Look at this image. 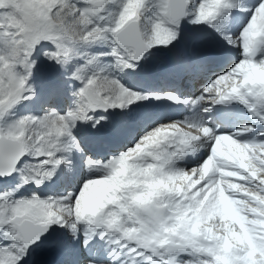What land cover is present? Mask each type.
I'll return each mask as SVG.
<instances>
[{
	"label": "snow or ice",
	"instance_id": "6c2138e0",
	"mask_svg": "<svg viewBox=\"0 0 264 264\" xmlns=\"http://www.w3.org/2000/svg\"><path fill=\"white\" fill-rule=\"evenodd\" d=\"M112 3L116 0H0V35L6 38L0 52V118L22 99L30 98L27 93L34 95L28 80L37 66L33 59L37 49L49 63L63 66L74 46L111 40V55L117 64L132 68L147 50L174 41L178 36L174 29L189 15L194 17L193 24L215 27L220 19L243 11L248 22L240 34L223 35L228 45L241 49L242 58L191 103H239L260 127L244 126L235 134L222 135L204 123L172 122L152 130L134 148L109 160L104 166L106 174L88 179L76 194L68 193L63 199H42L35 193L30 198L12 199L11 193L0 194V264H21L51 226L69 228L75 235L80 223L88 226L89 235L99 232L101 238L107 236L119 249L139 257L133 264H264V228L250 229L247 239L225 246L224 241L233 234L242 237L243 233L225 227L223 234H217L220 242L213 245L203 241L199 231L185 227L186 212L192 215L201 205L218 201L221 179L244 192L240 199L256 209L255 215L249 213L250 220L264 219V0H254L251 6L245 0H123L119 11L112 14L114 19L107 26L99 25L97 20ZM149 12L151 19L142 23ZM42 44L51 47L41 48ZM95 59H89L88 64ZM83 73L84 69H78L73 74V79L83 84L76 93L75 109L64 115L52 111L42 118L23 117L0 127V178L14 177L23 158L32 155L38 162L21 180L24 185L34 182L39 187L53 174L47 166L54 169L65 162L57 153L75 145L72 130L78 122H91L96 128L104 117L95 119L91 115L94 110L125 108L147 98L115 79ZM166 98L181 102L174 95ZM253 132L256 140H239ZM225 142L244 157L236 167L223 169L231 174L227 178L219 170L209 171L216 149ZM197 147L210 149L201 166L190 170L175 167L177 160ZM130 158L140 164L136 178L139 189L127 185L124 176ZM87 164L94 166L91 159ZM177 178L191 179L195 184L192 192L150 191L153 182L163 179L170 184ZM101 185L113 187V194L103 202L97 200ZM152 193L155 195L149 200Z\"/></svg>",
	"mask_w": 264,
	"mask_h": 264
},
{
	"label": "bare ground",
	"instance_id": "6f19581e",
	"mask_svg": "<svg viewBox=\"0 0 264 264\" xmlns=\"http://www.w3.org/2000/svg\"><path fill=\"white\" fill-rule=\"evenodd\" d=\"M147 22H148L147 19L142 21V23H147ZM216 23L218 24L220 22L217 21ZM221 35H220V39L223 42L225 40ZM177 43L179 44L181 43V47H182L181 53L170 52L169 54H165V53L159 54V56L148 54L145 57V61L142 64L146 63L145 65L149 66L150 68H148L143 72L138 70L126 72V75L128 74L127 75L128 86L127 85L124 86H126L127 88L130 87V89H139V88H147L148 86H151L152 91L156 92L159 86L162 85L163 87L168 85V87L171 86L172 88L171 87L169 89L167 88L166 89L167 91L164 92V94L167 96L174 95L178 98L179 101H181V102H176V101L167 100L168 103L167 101H164L162 104L159 105L161 108H163V110H159L158 111L159 113L157 115H154L153 111L155 110V108L149 109L151 111L150 114L147 115V117H145L146 111L143 110L145 105H143L141 102L138 101L137 104L134 105L133 107L135 110L134 114L135 116H137L139 120L140 118H142V124L141 123L139 124L142 126L143 129H146V125L150 124V122L154 120H159V119L172 120L171 118L179 115V113H182L185 109H190L191 105L193 104L191 102L199 98L201 94L204 92L205 88L209 86L211 82L214 81L219 75L225 73L224 71L226 69H223L225 63H229L228 61L235 56L236 53L235 49H239L234 47H230L229 49L223 48L221 45H218L216 42H213L212 39H210L209 35L203 30L202 27L195 28L194 31H191L190 29H187L186 31L182 30V32L178 31L177 38L174 41H172L169 45L176 46ZM43 48H48V47H43ZM104 50L105 49H103L102 51ZM98 57L99 59L101 58V53L98 55ZM44 63L46 64L45 68L47 69V71L45 70L46 72L44 73L45 74L43 79L44 86L43 87L41 86L40 90L36 94L34 93L35 95L29 96L30 98L27 99V103L31 104L30 108L32 109V113L34 115L37 114L43 115V112L49 114L52 111L59 113L63 110L70 111L75 109L76 106L75 96L71 93L72 92L71 90L66 89L67 88L66 85L62 83L63 82L62 79H60V77L58 76L59 70L63 71V66L51 63L50 66L52 67H50L48 65V61H46L45 59L43 60V62L38 63L37 66L41 67L43 66ZM235 64L236 62L232 63V65L228 68V70L231 67H233ZM53 68H56L57 71L55 72V70H52ZM213 71H217V73L214 76L212 74ZM115 72L119 73L120 71H115ZM201 73H203L202 77L199 78V74ZM206 74L209 77L207 76L204 78V75ZM167 78L169 80H172L173 83L170 84V82L167 81L168 80ZM117 79H118V75H117ZM201 79H203V83L200 84L199 82H201ZM119 81L120 83L123 82V84L126 83V81H122L121 78L119 79ZM195 94L197 95L194 96ZM183 97L186 99H183ZM206 107L210 108V111H205L204 109ZM195 108H197V110H195L196 112H194L193 114L194 121L192 122L208 124L207 126L212 129L214 128L217 134H222V135L235 134L240 128L244 126H250L253 128L260 127L255 123L251 115L248 113L247 109L244 106L240 105L239 103L234 102L231 104L215 105V106L201 104V105H195ZM113 113L114 112H112L111 110L110 112H107L105 111V109H97L92 112V116H94L95 119H98L97 117L99 118L104 117L102 121L104 123H107L106 129H102L101 126H97L96 128H93L89 123H85L83 124L84 126L83 125L81 126L79 125L81 122H78L76 127L72 130L73 134L76 133L79 134L77 136V139H75V145L72 146L70 150L64 152V155L66 156L67 159V162L65 163L66 165L64 167L65 175L64 174L61 175V172H63V170H61L60 165L54 169L50 166V171L53 173L51 178L44 180V182L39 187L34 185L32 187L33 190L32 194L35 193L38 196H40L43 195V193L53 192V195L55 196L54 198L56 199H63L68 193L75 194V191H73V189L75 188V184L79 183L77 181L78 178L77 171L80 169L81 163L85 164L86 161L89 160V158H94V157H98V159L101 158L104 159L105 156L108 154L110 155L113 154V156H111L108 160H105L104 162L115 158V154L119 153L120 147L128 143L132 139V134L130 132L129 133L124 132L119 127L120 123L117 120L118 116L116 118ZM204 115L207 118V121L205 122H203ZM122 121H124L123 118ZM138 121H136V123ZM169 123L171 122L169 121ZM164 124L165 123L161 125ZM79 126H81V130ZM186 131H190V130L186 129ZM194 135H199V133H195ZM256 139H257V134L254 132L239 137V140L242 142L254 141ZM101 143H104L105 146L102 145ZM224 146H225L224 153L226 152L227 154L228 150L225 149L228 147L229 151L231 152L230 154L233 156V158L238 159V162L236 163H234V161H231L233 162V164H229L230 166L236 167L239 163L244 161L243 154L239 150L229 146L227 142L224 143ZM220 151L222 152V150ZM196 152H197L196 153V160H197L200 158L201 155H203L204 149L201 150L197 147ZM216 152L218 153V150ZM227 155H229V152ZM26 156L23 158L21 162V165L23 164V168H21L20 165L21 168L20 177L24 175H28L29 172H31L30 166L35 164V158L32 155H26ZM220 159H222V157ZM227 159L231 160L228 157ZM76 160L77 163L75 162ZM223 160H221V163H223L222 162ZM226 162L228 164V160ZM71 164L72 166L75 165L77 167L76 172L75 170L74 171L72 170ZM73 174L75 175L73 176ZM3 181L6 182V179L5 180L0 179V184H2ZM227 182L225 183L227 184ZM6 187L7 186H4L3 184V189ZM26 189L27 186L22 184V186L19 187L17 186L10 190L7 189V193L11 192L12 199H20L18 198L19 195L24 194L26 192ZM54 191L56 193H54ZM21 198H25V197H21ZM79 227L77 228L78 230L74 235L69 228L66 227L61 228L59 226H56L58 232L57 238L54 241L42 242L33 246L29 250V254L21 261V264H87L85 260L90 261L92 259L91 255H93L94 253H95L94 257L97 258L96 261L98 262L97 264H101V262H104V260H101V253L97 249H95L91 243L84 242L83 247L79 245V243H75V245L69 244V238H71L72 236L84 237L88 235V229L87 231L86 230L81 231L79 230ZM107 261L108 259L106 260V262ZM105 264H120V260L116 257Z\"/></svg>",
	"mask_w": 264,
	"mask_h": 264
},
{
	"label": "rangeland",
	"instance_id": "374dc122",
	"mask_svg": "<svg viewBox=\"0 0 264 264\" xmlns=\"http://www.w3.org/2000/svg\"><path fill=\"white\" fill-rule=\"evenodd\" d=\"M196 1H197V3L199 2V0H196ZM122 2H123V0H116V3L109 4L107 7V10L101 14L102 18L97 20V23L99 25H102V26H107L111 22V20L114 19V16L112 14L117 13L119 11V5ZM253 2H254V0H245V3L248 4L249 6H251V4ZM151 15H152L151 12L146 13L145 19H147L149 21L151 19ZM193 18H194L193 16L189 15L187 18H185L181 21L179 28L174 29V30L177 32L178 31L182 32V30L186 31L187 29L194 31L195 28L202 27L203 30L209 35L210 39H212L213 42H216L218 45H221L225 49H229L231 46L228 45L226 41L222 42V40L220 39V35L222 34L221 36H223L224 34H228V35H232L233 37L238 36L240 34V32L242 31L243 27L246 26V24L248 22V15L246 12H243V11L235 12L234 14L230 15L227 19H220L219 20L220 23H218V24L216 23L215 27H210L207 24H199V25L193 24L190 22ZM5 39H6L5 37L0 35V52H2L4 50ZM113 46L114 45H113L111 40L98 41L95 44H93V43H91V44H78V45L74 46L73 51L71 52L69 59L63 65V71L58 69L59 70L58 76L63 81V82L62 81L61 82L64 83V85H66L67 90L69 89L72 91L71 93L75 96L76 100H77L76 93L83 86V84L81 83L80 80L73 79V74L76 73L78 69H84L83 74L86 77L92 76L93 74H99L100 76L107 77L108 79H115L119 83H120L119 79L121 78V80L126 81V83L123 84V82H121L120 84L123 87L127 88L126 86H124V85L128 84L127 83V75L128 74L126 75V72H130L133 70H138V71L143 72V71L147 70L148 68H150L149 66L145 65L146 63L142 64L145 61V57L148 54H153L154 56H156V55L159 56V54H163V53L169 54L170 52H179V53L182 52L181 43L180 44L177 43L176 46H170V45L154 46L144 56L142 62H139V61L134 62V66L132 68H125L122 65H118L116 57L111 55V50H112ZM40 47L41 48H43V47L50 48L51 45L50 44H42ZM103 49H105V50L102 51ZM235 50H236L235 56L228 61L229 63H225V66L223 67V69H226V70L224 72L228 71V68L232 65V63H234V62L238 63L240 61V59L242 58L241 49L239 48V49H235ZM39 51H40V49H37V53L33 55V59H35L37 61V64L43 62V60H44L43 57L41 55H39ZM100 53H101V58L99 59L98 55ZM184 54H187V53H184ZM92 57H96V59L91 64H88L87 61L89 59H91ZM40 59H42V60H40ZM50 64L51 63L48 62L49 66H50ZM49 66H48V68H49ZM45 67H46L45 63L41 67L36 66V68L33 69L32 76L28 80V86L31 87V89L33 90V92L35 94L40 90L41 86L42 87L44 86V82H43L44 75H45L44 73L47 71V69ZM50 67H52V66H50ZM136 67H138V68H136ZM52 70H55V72L57 71L56 68H53ZM115 71H120V72L116 73ZM217 71H213V73H212L213 76L217 73ZM117 75H118V79H117ZM199 83L200 84L203 83V80H201V82H199ZM127 89L129 91L135 92L141 96L147 97L146 99L139 101L143 105H145L144 109H143L144 111H146L145 117H147V115L150 114L151 110H149V109H154V108H155V110L153 111V113H154V115H157L159 113L158 112L159 110H163V108H161L159 105L162 104L164 101L168 100L166 98L167 95L164 94V92H166L167 90H163L161 92H157V91L155 92V91H152L151 86H148L147 88H139V89H130V87H128ZM26 95L27 96H33V94H31V93H27ZM183 95H184V93H183ZM196 95L197 94H195L194 96H196ZM157 97H160V98L157 99ZM183 99H186V98L183 97ZM137 102L138 101L134 102L132 105L126 106L125 108L105 109V111H107V112H110V110L112 112H114L113 114L116 118L118 116L117 120L120 123L119 127L124 132H127V133L130 132L132 134V139L128 143H126L120 147L119 153L115 154V158H117L119 155L123 154L124 152L134 148L135 145L139 142V140L144 136L143 134L146 135V134L150 133L152 130L156 129L157 127L166 126L167 124H170L169 121L171 123L174 121H176V122L194 121L193 114H194V112H196L195 110H197V108H195V105L192 104L190 109H185L183 112L181 111L182 113H179V115L171 118L172 120H166V119L154 120V121L150 122V124L146 125V129H143L142 126L139 124V123L142 124V118H140V120H139L137 118V116H135V114H134L135 110L133 107H134V105L137 104ZM167 103H168V101H167ZM30 106H31V104L27 103V99H22L20 102H18L9 111V113H7L3 118H0V127H7L10 124H12L13 122H15L16 120L23 118V117L42 118V116H45V114H47L46 112H43V115H39V114L34 115L32 113V109L30 108ZM67 112H68V110H66V111L63 110V111L59 112L58 114L64 115ZM91 115H92V113H91ZM97 118L99 119V117H97ZM122 118L124 121H122ZM136 118H137V120H136ZM203 119H204L203 122L207 121V118L205 117V115H204ZM136 121H138V122L136 123ZM88 123L91 124V126H92L91 122H88ZM135 123L138 125H136ZM163 123H165V124L161 125ZM83 124H85V123L81 122L79 125L82 126ZM158 124H160V125H158ZM205 125L207 126L208 124H205ZM81 126H79L80 130H81ZM99 126H101L102 129H106L107 123H104L103 121H101V125H99ZM78 135H79L78 133L73 134L75 139H77ZM101 144L104 145V143H101ZM222 145H221L222 147L220 146L221 148L219 147L220 149L219 148L216 149V151L218 150V153H217V156L214 158V161L209 164V171L219 170L221 172V176L224 178H227V176H230L231 174L228 172L226 173V171H223V169L227 165L233 164V162H231V161H234V163L238 162V159L233 158V156L230 154L231 152L229 151L228 147L225 150H228L229 155H227L228 152H227V154H226V152L224 153L225 146H224V144H222ZM71 147H70V149H71ZM196 149L194 150L193 153H189V154L185 155L184 158L177 160L175 163V167L179 168V169L189 170V169L201 166L202 163L210 155V149L209 148L204 149L203 155H201L200 158L197 160H196V153H197ZM220 150H222V152ZM230 155H231V157H230ZM111 156H113V154L112 155H110V154L106 155L104 159H102V158L98 159V157L89 158V159L93 160L94 166H91V167L87 164L88 160L86 161L85 164L81 163L80 169L77 171L78 172L77 173V176H78L77 181L79 183L75 184V188L73 189V191H75V194L78 193V191L81 189L83 183L86 182L88 179H90V178H101L106 174V169L104 166L108 163V161H106V162H104V161L108 160ZM218 157H220V158L222 157V159H220ZM227 157L230 158L231 160L227 159ZM57 158H60V159L65 161V162L60 164L61 170H63V172H61V175H62L65 173L64 167L66 165L65 163L67 162V159H66V156L64 155V152L57 153ZM223 159H225V160H223ZM239 159H241V158H239ZM221 160H223L222 161L223 163H221ZM227 160H228V164L226 162ZM37 162H38L37 159H35V164ZM75 162L77 163V160ZM133 162H136V161L132 158H130L128 161H126V163L129 165H131ZM220 164L221 165L225 164V165H223L224 166L223 167ZM71 166H72V164H71ZM21 168H23V164L21 165ZM21 168H20V171L14 175V177L6 178V182L3 181V183L0 184V194L7 193V189L10 190V189H13L17 186L18 187L22 186V180L20 177L21 176ZM76 169H77V167L75 165H73L72 170L73 171L75 170V172H76ZM46 170L50 171V166H47ZM29 174H30V172H29ZM128 174L129 173L125 171L124 176H126ZM74 175L75 174H73V176ZM238 178H239L238 176H231L232 180H238ZM1 180H5V179H1ZM224 181L225 182L228 181L227 184ZM181 182H182V184H181ZM3 184H4V186H7L6 187L7 189L6 188L3 189ZM34 185H35L34 182L26 184V186H27L26 192L22 195H19L18 198H21V197L30 198L32 195V192H33L32 187ZM194 187H195V184L193 183V181L191 179L177 178L170 184L161 183L160 181L153 182L150 191L151 192H159V191L172 190V191H176L179 193H191L192 189ZM237 188H238V186L231 183L229 180L221 179L220 181H218L217 199H218V201L221 202L222 206L220 208V214H221V218L226 223V225H228L232 229H235L236 233H243L239 224L235 222V213L233 210V206L228 202L227 199H223L224 197L229 196L226 194H230V196L233 199L244 201V200L240 199V197L244 195V192H242L241 190H239ZM101 189L102 190L99 193H97V200L103 202L108 196L113 194V187L110 185H101ZM54 193H56V192L54 191ZM46 195H47V197H46ZM143 195H147V193H144ZM39 197L42 199H47V198L56 199V198H54L55 196L53 195V192L43 193V195H40ZM93 203H95V201ZM200 208H203V205H201ZM190 217H191V213H189L188 217H185V219H188ZM249 218H251V217L249 216ZM79 226H82V227H79ZM78 227H79V230H81V231H83V230L87 231V229H88V226L83 224V223L78 224L77 228ZM201 227H202V225H196V230L199 231ZM223 233H224V231L221 232V234H223ZM236 237L237 236L235 234H233L231 239L228 240L227 243L229 245H231V243L236 240ZM241 238H243V236ZM86 240L88 241L87 243H91L92 246L101 253V260H104V262H101V264L108 263V261H111L116 257L120 260V264H133V259H139V257H135L134 254H130L127 250L119 249L117 247V245L114 242H112L107 236L101 238V235L99 234V232H97L96 234L89 235V231H88V235H86L84 237L83 236H79V237L72 236L71 238H69V244L75 245V243H79V245H81L83 247L84 242ZM91 256H92V259L90 261L85 260V262H87V264H97L98 263V262H96L97 258L94 257L95 253ZM107 259H108V261L106 262ZM185 259H187V257H185Z\"/></svg>",
	"mask_w": 264,
	"mask_h": 264
},
{
	"label": "clouds",
	"instance_id": "9594fccd",
	"mask_svg": "<svg viewBox=\"0 0 264 264\" xmlns=\"http://www.w3.org/2000/svg\"><path fill=\"white\" fill-rule=\"evenodd\" d=\"M126 172L129 173L125 176L127 185H131L139 189L141 185L138 179H136L140 173L139 161L133 162ZM160 182L164 183L163 179H161ZM152 195H155V193L149 195V200H151ZM169 195H174V193ZM223 199H227L228 202L233 206L235 222L239 224L243 232V238L236 237V239H247L250 229L254 230L255 228H264V219L250 220L248 218L249 213H252L253 215L256 214V209L252 204L233 199L231 196L224 197ZM169 202L171 203V201ZM221 206L222 205L220 201H209L205 206H203V208H198L190 218L186 219V230L197 232L196 225H202L198 234L202 237L203 241L207 242L208 244H218L221 240V236L217 234L224 231L225 227H229L221 218ZM185 217H188L187 212L185 213ZM209 225H212L213 227H208ZM224 244L227 246L226 240L224 241Z\"/></svg>",
	"mask_w": 264,
	"mask_h": 264
},
{
	"label": "water",
	"instance_id": "95a60500",
	"mask_svg": "<svg viewBox=\"0 0 264 264\" xmlns=\"http://www.w3.org/2000/svg\"><path fill=\"white\" fill-rule=\"evenodd\" d=\"M149 50H147L143 55H142V58L139 60V62H141L143 60V57L146 53H148ZM0 179H4V178H0ZM57 237V231H56V228L55 226H51L50 229H49V232L48 234H46L44 237H42V242H47V241H53L55 240ZM41 242V243H42Z\"/></svg>",
	"mask_w": 264,
	"mask_h": 264
}]
</instances>
